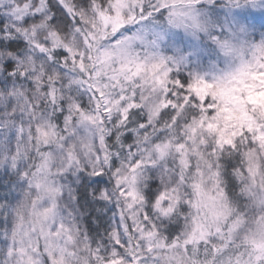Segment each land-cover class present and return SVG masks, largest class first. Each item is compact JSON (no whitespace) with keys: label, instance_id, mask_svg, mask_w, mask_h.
<instances>
[{"label":"snow or ice","instance_id":"snow-or-ice-1","mask_svg":"<svg viewBox=\"0 0 264 264\" xmlns=\"http://www.w3.org/2000/svg\"><path fill=\"white\" fill-rule=\"evenodd\" d=\"M0 264H264V0H0Z\"/></svg>","mask_w":264,"mask_h":264}]
</instances>
